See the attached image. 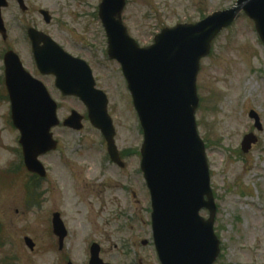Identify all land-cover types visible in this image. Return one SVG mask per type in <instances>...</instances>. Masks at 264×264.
<instances>
[{
  "label": "rangeland",
  "instance_id": "374dc122",
  "mask_svg": "<svg viewBox=\"0 0 264 264\" xmlns=\"http://www.w3.org/2000/svg\"><path fill=\"white\" fill-rule=\"evenodd\" d=\"M102 0H25L28 12L22 13L15 3L3 11L9 38L0 36V82L3 76V55L14 50L25 68L36 72L27 29L35 27L50 35L63 49L86 60L93 68L98 87L109 99V114L116 129V144L120 151L133 153L126 173L120 178L116 168L105 163L106 181L124 188L132 187L138 204L133 208L137 219L136 239L125 238L117 253L103 255L111 264H160L154 247H143L142 239L151 235V204L143 177L140 175L138 151L143 144V133L132 99L126 91L119 65L107 57V41L98 19ZM236 0H128L123 21L131 36L142 47L150 45L163 28L179 23H195L209 14L234 6ZM47 10L53 17L46 25L39 10ZM241 79H238V78ZM51 95L59 103V117L64 120L71 110L85 114L84 106L74 98H63L53 80H44ZM200 105L196 114L198 130L207 146V160L211 187L217 205L215 232L221 242V255L216 264H264V46L254 25L244 15L215 40L209 58L201 62L197 80ZM0 90L1 86H0ZM0 97H5L4 91ZM261 121L262 130L255 128L250 112ZM10 104L0 99V264H87L89 256L77 252L71 259L51 253V212L59 210L72 233V245L83 248L82 239L90 225L101 224L94 190L84 188L104 160L103 139L89 122L84 129L73 132L62 127L54 130L55 138L63 145L60 154L40 158L47 169L48 179L38 193H28L30 176L20 166L19 133L10 120ZM253 133L258 142L248 153H243V138ZM71 150L72 152L65 150ZM86 150L88 153H76ZM136 156H135V155ZM88 163L79 161L86 156ZM63 156V157H62ZM70 167V168H69ZM75 167V170H74ZM83 177L77 178L80 171ZM89 170L90 172H86ZM137 170L138 177L133 178ZM21 173V174H20ZM19 175V176H18ZM30 185V184H29ZM32 185V183H31ZM92 186V185H90ZM116 186V185H115ZM126 208L129 196L120 188L110 190ZM130 199L133 201L132 196ZM114 208H111L113 210ZM201 215L208 218V211ZM49 221V222H48ZM92 230V229H91ZM29 236L36 243L31 252L23 239ZM127 237L126 234L123 235ZM67 261V262H66Z\"/></svg>",
  "mask_w": 264,
  "mask_h": 264
},
{
  "label": "water",
  "instance_id": "95a60500",
  "mask_svg": "<svg viewBox=\"0 0 264 264\" xmlns=\"http://www.w3.org/2000/svg\"><path fill=\"white\" fill-rule=\"evenodd\" d=\"M17 1L25 11L23 0ZM125 5V0H103L99 16L109 37V56L123 67L144 130L142 170L152 195L160 260L162 264H213L219 255L213 231L216 208L205 147L195 123L199 103L196 80L200 61L210 53L213 40L242 12L255 22L264 43V0H238L231 10L216 13L197 25L165 29L147 49H140L127 37L120 22ZM3 7H7V0H0V33L6 37ZM41 14L47 23L51 22L47 12ZM28 34L41 72L55 75L64 95H76L86 103L91 123L103 133L116 162L115 130L107 114L108 102L103 93L94 90L89 67L47 36L33 29ZM5 63L13 122L22 134L26 167L45 177L38 157L56 147L51 129L59 123L57 105L43 84L24 71L14 53L6 55ZM81 121L74 113L66 125L81 130ZM252 142V137L244 142L246 152ZM203 208L211 213L208 221L199 216ZM26 242L33 248L31 241ZM92 264L102 263L94 258Z\"/></svg>",
  "mask_w": 264,
  "mask_h": 264
},
{
  "label": "flooded vegetation",
  "instance_id": "af4514ba",
  "mask_svg": "<svg viewBox=\"0 0 264 264\" xmlns=\"http://www.w3.org/2000/svg\"><path fill=\"white\" fill-rule=\"evenodd\" d=\"M35 75L41 80H48V79L54 80V78L52 77L40 76L37 72H35ZM102 147L105 148L104 145H102ZM62 149H64L63 146L59 145L57 149V153L60 154L62 152ZM67 151L72 152L71 150L66 149L65 152L67 153ZM83 153L86 154L88 152L84 150ZM76 155L79 156L78 153ZM79 158H80L79 161L84 160V163H88L87 155L81 156ZM121 158L125 163L124 165L125 167L122 169L115 165V168L120 178L126 173L125 171L127 170L128 160L131 158V153L128 154L123 153L121 154ZM86 172H90V171L86 170L85 173ZM81 174H83V172H81L80 175ZM134 177H136L135 172H133V178ZM88 178H90L92 182L87 184V182L84 180V183L87 184L86 189L87 188L91 189L92 187V190H94L92 193V197H94L95 200L97 201L96 205L98 206V209L100 211L99 216L105 217L101 224L95 223L91 225L92 230L91 233L88 234V236L90 239L91 238L93 239L90 240L89 244L98 243L101 246V250H100L101 255L103 254L112 255L116 253V250L118 249V245L115 244L113 248L107 249L105 248L104 243L121 242L122 236L124 234H126V236L132 235V237H135L138 233L135 226L137 219L132 214L134 213L133 208H136L135 204H138L137 195L133 191L132 187L122 188L121 185L116 184V179L114 185L112 184V182L107 183L106 181L107 177L105 176V171L103 170V167L100 164V162H98L97 172L94 173V176H88ZM115 187L122 189V191H124V193L129 196V200L127 199L126 202V204L128 205L126 208L121 209L117 197L115 195H111L110 190L115 189ZM131 196L133 201L130 199ZM111 208L114 209L111 210ZM65 224L68 231V235L62 248L58 247L60 253H65L67 251L68 245L70 243V236H72L71 228H69L66 222ZM125 238L126 237H124V239Z\"/></svg>",
  "mask_w": 264,
  "mask_h": 264
},
{
  "label": "bare ground",
  "instance_id": "6f19581e",
  "mask_svg": "<svg viewBox=\"0 0 264 264\" xmlns=\"http://www.w3.org/2000/svg\"><path fill=\"white\" fill-rule=\"evenodd\" d=\"M238 79H241L240 77Z\"/></svg>",
  "mask_w": 264,
  "mask_h": 264
}]
</instances>
